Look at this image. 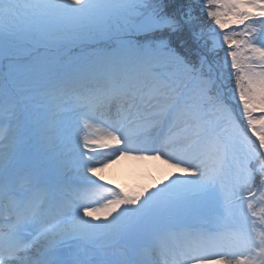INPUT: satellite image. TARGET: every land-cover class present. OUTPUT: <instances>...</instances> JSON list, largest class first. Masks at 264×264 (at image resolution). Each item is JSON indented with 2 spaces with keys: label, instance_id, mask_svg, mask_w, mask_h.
<instances>
[{
  "label": "snow or ice",
  "instance_id": "obj_1",
  "mask_svg": "<svg viewBox=\"0 0 264 264\" xmlns=\"http://www.w3.org/2000/svg\"><path fill=\"white\" fill-rule=\"evenodd\" d=\"M257 197L264 0H0V264H264Z\"/></svg>",
  "mask_w": 264,
  "mask_h": 264
},
{
  "label": "rangeland",
  "instance_id": "obj_2",
  "mask_svg": "<svg viewBox=\"0 0 264 264\" xmlns=\"http://www.w3.org/2000/svg\"><path fill=\"white\" fill-rule=\"evenodd\" d=\"M89 135L97 138L101 137L105 133V129L102 125H93L88 130ZM109 155L105 152L104 156ZM104 156L99 159H104ZM168 171L167 165L162 160L153 159H132L122 158L119 161L109 165L107 168H103L99 175L104 176L106 181H111L113 187L124 188L128 191L137 190L143 185L151 184L152 182L159 180L162 175ZM104 193H100L103 195ZM260 202V197H257L256 205ZM257 229L256 231H264V224L260 223L259 216L256 218Z\"/></svg>",
  "mask_w": 264,
  "mask_h": 264
},
{
  "label": "trees",
  "instance_id": "obj_3",
  "mask_svg": "<svg viewBox=\"0 0 264 264\" xmlns=\"http://www.w3.org/2000/svg\"><path fill=\"white\" fill-rule=\"evenodd\" d=\"M262 209H264V203L259 202V203L256 205V211H257L258 213H260ZM259 219H260V217H259ZM260 220H261V219H260ZM260 223H262V222H260ZM262 224H264V223H262Z\"/></svg>",
  "mask_w": 264,
  "mask_h": 264
}]
</instances>
